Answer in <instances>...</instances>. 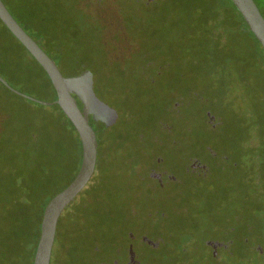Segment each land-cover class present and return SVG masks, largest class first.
Returning <instances> with one entry per match:
<instances>
[{"label":"trees","instance_id":"16d2710c","mask_svg":"<svg viewBox=\"0 0 264 264\" xmlns=\"http://www.w3.org/2000/svg\"><path fill=\"white\" fill-rule=\"evenodd\" d=\"M3 1L11 13L20 19L25 30L55 60L64 75L73 76L85 70L91 71L95 92L102 99L114 100L111 97L113 95L129 102V94L133 98L135 95H144L134 94L132 84H125L121 88L109 83L113 74L111 69L116 67L115 57L112 56L114 52L110 49L113 44L119 47L122 45L121 41H129V34L123 26L122 13L115 12L120 17L119 20L111 21L110 14L108 20H102L106 16L102 15L97 0ZM172 1L174 0H162L150 9L153 10L150 15L159 23L169 25L170 32L176 31L178 39L170 42L158 41L157 47L146 49L141 54L149 56L155 51L175 61L177 46L187 51L186 55L192 59L185 63L186 67L182 64V67L178 68L177 81L181 83L193 80L197 87L196 92L207 98L205 117L206 111L210 110L211 114L222 121L220 129H211L210 133L214 139L212 137L210 145L220 154H230L236 160L254 156L264 159L262 43L251 31L232 0H201L203 16L199 29L197 26L186 29L180 24L181 16H189L190 11L182 14L178 10L179 21L172 20ZM255 1L264 15V0ZM61 3H69L66 4L69 8L79 4H93V7L88 11L84 9L79 16L70 18L72 11ZM113 16L111 14L112 18ZM110 21L114 24L113 28L108 24L106 27L105 23ZM0 22L4 24L1 19ZM31 24L36 28H31ZM4 26L14 35L5 24ZM125 34L127 39H124ZM197 41H203L204 45ZM21 45L26 49L22 43ZM125 45L130 44L123 42V46ZM166 46L169 51L165 49ZM197 46L200 47L199 54L194 50ZM189 47L192 50H189ZM34 60L39 64L35 58ZM143 62L140 73L144 81L139 76L133 79L141 89L157 83L160 75H166L158 70L159 77L153 80V77L147 76V72L154 65L153 60L145 59ZM175 63L177 65L178 61ZM39 66L47 80L40 79L37 85L47 89L51 95L49 101H55L57 92L52 81L44 68L40 64ZM207 66L208 73L205 71ZM29 70L32 72V69ZM172 92L175 93L169 96L168 110L173 114L171 105L178 102L180 106L173 110L178 113V117L173 114V127H168L170 130L166 131L163 125L162 134L176 135L177 130L179 135L188 134L191 128H188L186 120H180L187 109L185 105L188 103L184 101L187 96L176 89ZM187 93L188 91L185 94ZM10 99L17 103L15 107L12 111L3 109L1 100ZM240 101L246 105H240L241 108H238ZM78 102L82 107L83 103L79 99ZM0 106V264H33L44 209L58 192L70 184L80 168L81 138L59 104L43 105L30 100L9 89L1 80ZM115 108L119 116L111 126L94 120L90 115V124L96 131L99 147L95 173L81 191H87L89 199H85L81 204L76 203L80 193L60 216L51 264H58V261L62 262L61 264H100L102 258L99 252L110 244L113 233L130 229L124 216L132 212L131 206H120L111 202L109 205L104 202L107 193L113 192L112 180L117 179L111 177L109 168L116 164L115 159H132L128 166L133 168L134 173L138 158L146 155L144 151L149 153L151 150L144 145L145 141L150 139L140 136L154 133L140 129L138 122L144 113L142 109H134V114L129 107L118 105ZM131 120L135 122L132 126L129 124ZM248 135H258V141L253 142ZM158 141L154 139L156 147L153 146L154 152L150 151L154 156L162 150L157 145ZM222 143L224 147L220 145ZM254 143L258 145L253 146ZM90 204H95V207L91 209ZM141 212L149 211L141 209ZM104 234L106 235L102 236ZM90 245L93 246L92 258L83 261L85 255L80 253V258L83 259L80 260L78 253Z\"/></svg>","mask_w":264,"mask_h":264},{"label":"flooded vegetation","instance_id":"af4514ba","mask_svg":"<svg viewBox=\"0 0 264 264\" xmlns=\"http://www.w3.org/2000/svg\"><path fill=\"white\" fill-rule=\"evenodd\" d=\"M109 1L117 3L115 12L126 11L127 6L119 4L121 0H97L100 7ZM161 1L131 0L134 9L144 7L140 4L153 9ZM14 17L22 24L16 15ZM206 115L210 132L211 129L221 128L222 121L216 115L211 112L209 115L208 111ZM172 135L140 136L150 139L142 142L151 148L150 151L156 147L154 139L159 140L157 145L162 150L156 152V156L144 151L146 155L137 162L134 176L139 186L134 183V196L131 203L129 201L132 212L124 216L130 229L113 233L110 244L99 252L103 255H100V264H264V232H258L254 222L249 220L257 208L258 199L264 200V159L254 156L236 160L230 154H220L213 146L205 145V151H209L210 156L229 164L215 159V166H211L201 156L187 153L185 172L179 173L165 167L166 157L162 153L164 149L168 150V140H173V146L178 142L182 145L183 140L173 139ZM210 135L212 139L213 134ZM179 137L190 138V135ZM248 137L253 142L258 141V135ZM190 146L193 144L190 143ZM230 170L238 176L222 179L219 173ZM210 177L212 184L205 182ZM238 177L241 184L238 185L237 181L236 193L242 195L241 209L228 213L226 207L234 201H230L233 189L228 185H232L234 178ZM191 179L204 181L193 185L189 183ZM214 198L224 202L221 213L213 214L211 211L210 199ZM137 199L144 200L146 206L135 203ZM199 202H202V207L197 208ZM154 204L164 207L157 209L155 217L154 212H141V209L145 211Z\"/></svg>","mask_w":264,"mask_h":264},{"label":"rangeland","instance_id":"374dc122","mask_svg":"<svg viewBox=\"0 0 264 264\" xmlns=\"http://www.w3.org/2000/svg\"><path fill=\"white\" fill-rule=\"evenodd\" d=\"M95 1V0H92ZM115 3H112V1H109V3H106L104 7H100L102 15L106 16L105 18H102V20H108L109 14H110V20L115 21L119 20L120 17L115 13ZM63 6L67 7L66 4L69 3H61ZM117 4V3H116ZM120 5L127 6L125 9L126 11L123 12L122 20L124 21V28L126 29L125 32H127L129 35V41H121L122 45L119 47H115L116 45L113 44L112 50L115 57V64L116 67H112L111 70H113L112 79L109 78V83L116 87H124L125 84H132V91L134 94H144L139 97L136 95L133 96L129 94L131 103L123 100L122 98H117L113 95H111L114 100H109L108 98L101 99L104 100L109 105L115 106L121 105L124 107H129L130 110H132L135 114V111L138 109H142L144 111L143 114H141V118L139 126L140 129H142L143 132H147L149 130L153 131L155 135H163L162 130H170L168 127H173V121L172 116L178 117V113H175L173 110L174 108H177L180 106L178 102L173 106L171 105V114L168 110V103L170 100L169 96H173L175 92H172V90L176 89L179 93H184L185 100L188 104L185 105V115L184 117H181L180 120L185 121V123H188V128L190 129V138H180L179 137V130H177V134H173V139H181L183 140L182 145L179 144V142L176 144V146H173L171 144L173 140L167 141V149L163 150V155L166 157V166L167 168L178 171L179 173H184V168L187 164V153L188 154H196L199 155L205 160L209 165L215 166L216 163L215 159L221 161L223 164H229V162H222L221 158H213L210 156L209 151H205V145H210V128L208 127V124L205 119V104L207 98H204L203 95H200L197 93L195 85L193 84V80L189 79L184 82H178V75L176 74L179 67H182L183 64L184 67H186L188 60H191L190 56L186 55L187 51L184 49H181L179 46H177V52H175V61H178V64L175 65V61L173 58H167L166 55L159 53H152L151 55L147 56L146 54H141L142 51L151 50L153 47H157L158 41H176L178 38V34L176 31L170 32L169 25H164L159 23L158 20H154L152 18V15H150L153 10H150V7H147L144 4H140L144 7L140 9H134L133 5L134 3L131 2V0H121L119 1ZM139 6V5H138ZM64 7V8H65ZM93 7V4H90L88 6H83L81 4L77 5L74 8H69V10L72 11V13L69 15L70 18H73L74 15L79 16L80 13L84 11V9L91 10ZM201 0H174L172 1V9L174 10V15L172 16L173 21H179L178 18V10L182 12V14H185V12L190 11L191 15L189 16H181V22L180 24L186 28V29H192L193 27L199 29V23L201 22V9H202ZM158 12V10L156 11ZM111 14L114 15L113 18L111 17ZM157 14V13H156ZM82 15V14H81ZM101 15V16H102ZM108 15V16H107ZM64 16V15H63ZM82 21V19H81ZM106 22L113 28V22ZM101 22V20H99ZM172 22V21H171ZM31 28H36L34 24H31ZM89 25V24H88ZM179 28V26H178ZM30 32L33 34V31L30 30ZM170 32V33H169ZM163 33V34H162ZM127 39V34H125V38ZM123 42L130 44L129 46H123ZM193 42V41H192ZM201 45H204L203 41H197ZM108 43L106 42V45ZM166 50L169 51L168 46L165 47ZM200 47L197 46L194 50L196 53H198L200 50ZM189 50H192V48L189 47ZM191 53V52H190ZM199 54V53H198ZM141 58V60H140ZM153 60L154 65L151 66V69L147 72V76L153 77L155 80L158 76V70L159 72H165L166 75H160V80L157 83H152L148 87H143L144 89H141L137 86V83L135 82V77L139 76L142 81H144V78H142V75L140 73V67L144 63L143 60ZM6 61V63H3ZM167 62V63H166ZM169 65V66H168ZM14 68L16 69V72H14ZM32 69V72L29 70ZM122 70H125L124 73H120ZM208 70V66L206 67L205 71L206 73ZM170 71V72H169ZM125 74V75H124ZM146 74V73H145ZM0 75L4 77L8 83L16 88L17 90L30 95L32 97H35L40 100H46L51 98V95H49L47 89L43 86H38V81L41 79L42 81H46V75L42 71L39 64L34 60V58L31 56V54L21 45L19 40L12 35L0 22ZM23 77V78H20ZM159 77V76H158ZM204 78V77H202ZM126 79V80H125ZM125 80V81H124ZM188 91L187 94H185ZM191 91V92H190ZM114 91H112L113 93ZM197 94V95H196ZM118 103V104H116ZM1 104L4 106L3 109H12L15 107V104H17L13 99L10 100H1ZM145 104V106H144ZM240 105L245 106L246 104L243 101H240L238 108H241ZM144 106V107H143ZM207 106V105H206ZM1 107V106H0ZM136 109V110H134ZM17 111V110H16ZM129 112V111H128ZM210 110H208V113ZM121 114V113H120ZM131 114V113H129ZM131 116V115H130ZM131 124H135V122L130 121ZM165 126L163 129L162 126ZM132 126V125H131ZM172 130V129H171ZM181 130V129H180ZM185 134L184 136H186ZM160 139V138H159ZM190 143L193 144V146H190ZM184 145V146H183ZM224 147L223 143L220 144ZM181 146H183V149L180 150ZM180 150V151H179ZM129 151V150H128ZM125 153V151H123ZM139 160L143 158H138ZM246 159V158H244ZM131 161H133L131 159ZM130 160H121L118 159V161L115 159L113 166L109 168L111 177H116L117 179L112 180V188L111 190L113 192H110V194L107 193L105 196L106 203L110 205L111 204H128L129 201L131 203L132 197L134 196L133 188L134 183L136 186H139L137 184V179L134 176V173L132 172L133 168L128 166L129 163H132ZM242 161H244L242 159ZM245 163H249L248 160L244 161ZM256 164V162H255ZM257 165V164H256ZM234 170L226 171V172H220L222 179H225L227 177H231L232 175L238 176L237 174H233ZM239 172L242 173V170ZM204 180H190V184L198 185L200 182ZM237 181L239 182V177L232 181V185H228L229 188H232L231 190V200H234L233 203L229 202V204L226 207V211L228 213H234L237 210L241 209L240 207V198H242V195L237 192L236 193V186ZM208 184H212V177L209 178V180L205 181ZM242 182V181H241ZM241 184L240 182L238 185ZM217 186V184L215 185ZM108 188V187H107ZM135 194V193H134ZM108 197V198H107ZM85 199H89V196L87 195V191L85 190L76 198V203L81 204ZM238 199V201L236 200ZM264 199V198H263ZM136 200V199H135ZM146 200V199H145ZM150 202H153V200H149ZM137 204H142L143 206H146L144 203V200L137 199V201H134ZM221 202V204H220ZM211 203V211L213 214L221 213L224 207V202L221 199H210ZM228 203V202H227ZM263 203V205H262ZM148 204V203H146ZM160 205L154 204L149 205L148 208L145 209V211H149L151 213L154 212L153 217L156 215L157 209L164 208L159 207ZM95 207L94 205L90 204V208L93 209ZM197 208L202 207V202H199ZM67 212V211H66ZM64 213V215L66 214ZM248 212V211H247ZM212 215V214H210ZM214 216V215H213ZM251 221L254 222L256 225V230L258 232H264V200L258 199L257 201V208L254 210V214L249 216ZM202 219V218H200ZM83 222V221H82ZM108 233V232H107ZM106 233V234H107ZM106 234L102 235L105 236ZM101 235V234H100ZM92 245H90L88 248H85L81 250V252L78 253V258L80 260H88L89 257L92 258ZM80 253L85 255V257L80 258ZM101 257H103L102 254H100ZM61 256L59 257L60 260ZM65 259V258H64ZM62 262L58 261V264H61Z\"/></svg>","mask_w":264,"mask_h":264},{"label":"water","instance_id":"95a60500","mask_svg":"<svg viewBox=\"0 0 264 264\" xmlns=\"http://www.w3.org/2000/svg\"><path fill=\"white\" fill-rule=\"evenodd\" d=\"M232 1L264 47V15L256 1ZM0 19L44 68L57 92V99L55 101L40 100L12 87L1 75L0 80L9 89L30 100L43 105L59 104L76 127L81 138L82 159L75 178L48 202L43 213L41 233L33 264H51L60 216L87 186L96 170L99 142L96 131L90 124V115L94 120L111 126L117 121L119 113L116 108L96 94L91 71L85 70L73 76L64 75L55 60L17 21L3 0H0ZM78 99L83 103L82 107L79 105Z\"/></svg>","mask_w":264,"mask_h":264}]
</instances>
